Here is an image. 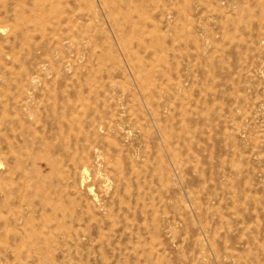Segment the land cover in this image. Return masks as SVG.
Listing matches in <instances>:
<instances>
[{
	"label": "rangeland",
	"instance_id": "1",
	"mask_svg": "<svg viewBox=\"0 0 264 264\" xmlns=\"http://www.w3.org/2000/svg\"><path fill=\"white\" fill-rule=\"evenodd\" d=\"M0 264H264V0H0Z\"/></svg>",
	"mask_w": 264,
	"mask_h": 264
}]
</instances>
